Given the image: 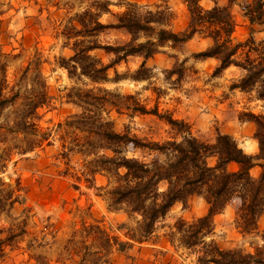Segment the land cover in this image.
<instances>
[{
    "label": "rangeland",
    "instance_id": "1",
    "mask_svg": "<svg viewBox=\"0 0 264 264\" xmlns=\"http://www.w3.org/2000/svg\"><path fill=\"white\" fill-rule=\"evenodd\" d=\"M96 1L110 2V12L100 14V22L105 25L116 24L115 16L128 10L137 13L142 20L158 11H168L174 15L173 21L158 28L179 33L189 22L183 0H0V59L7 62L8 82L14 83L22 77L18 83L23 94L37 88L41 82L46 83L51 102L39 110L38 124L42 132L51 130L53 133L49 139L51 145L46 142L43 149L23 155L14 150L9 160L0 164V179L10 186L7 190L16 189L15 197L22 199L21 203L16 202L13 208L5 209L0 215V228L19 234L7 247L6 257L0 264H38V260L48 264H74L75 260L67 259L65 249L74 233L81 231L84 225L99 224L120 240L128 241L127 230L120 228L121 225L135 228L140 220L137 215L129 216L123 206L109 208L107 192L116 185L111 174L99 171L93 176L85 170L88 161L104 154L114 155L112 152L103 151L99 156L89 158L72 154L69 161L59 158L62 142L57 126L80 112L68 99L74 88L83 91L106 88L123 96H135L147 109L157 108L163 116L186 122L191 134L202 142L214 143L219 134L229 135L247 154L256 155L259 151L256 125L247 120L246 114H262L263 102L255 99V93L231 89L240 75L236 68L215 75L219 67L217 59L195 57L211 45L210 40L199 35L182 45H165L149 59L128 57L111 69L109 77L112 81L107 84H92L87 78H70L68 71L60 67L63 58L73 55L75 39H68L66 31L78 26L74 19ZM251 1L202 0L200 4L204 8L229 7L238 25L234 37L245 40L250 28L242 8ZM263 36L261 32L255 35L257 40ZM95 39L101 45L118 46L129 43L131 36L124 29H108ZM144 41L145 37L141 36L139 42ZM92 55L106 64L114 59L101 50ZM143 64L148 71L143 70L141 75H147L148 79L135 80L134 76ZM178 64L183 65L182 76L168 75L167 71ZM28 66L30 69L24 76ZM118 75L119 80L115 82L113 79ZM10 111L12 109L1 117V123ZM103 117L115 122L117 132L130 131L147 142L163 144L173 138H182L165 120L154 115L134 114L129 110L119 114L114 110L110 115L104 113ZM14 137L9 136L10 142L0 145V154L5 147L17 145L23 138L22 135L17 139ZM123 154L143 161L157 156L156 152L136 149L133 145H129ZM260 171L253 169V176L257 177ZM239 207L240 202L234 200L214 217L213 238L225 248L252 251L264 244V215L258 222V230L244 236L236 224ZM208 212L209 205L198 196L190 198L186 205L177 203L149 240L135 243L125 252L115 250L111 256L112 264H165L171 261L195 264L194 256L175 250L166 234L177 220L192 221Z\"/></svg>",
    "mask_w": 264,
    "mask_h": 264
},
{
    "label": "trees",
    "instance_id": "2",
    "mask_svg": "<svg viewBox=\"0 0 264 264\" xmlns=\"http://www.w3.org/2000/svg\"><path fill=\"white\" fill-rule=\"evenodd\" d=\"M183 1L189 22L182 33L158 28L173 21L174 15L168 11H158L142 20L137 13L128 10L115 16L116 24L105 25L100 22V14L110 12V2L96 1L74 19L78 26L66 31L68 39H75L73 55L63 58L60 67L66 69L72 79L87 78L92 84H107L112 81L109 77L111 69L128 57L149 59L165 45H182L199 35L210 40L211 45L195 57L217 59L219 67L215 75L236 68L240 75L231 89L255 93V99L263 102L262 114H246L247 120L256 125L255 139L259 151L256 155L247 154L229 135L219 134L214 143L202 142L191 134L186 122L163 116L157 108L147 109L132 95L123 96L106 88L72 89L68 99L80 112L57 126L62 142L59 158L69 161L72 154L89 158L99 156L103 151L112 152L114 155L104 154L88 161L85 170L93 176L99 171L111 174L116 185L107 192L109 208L123 206L129 216L140 217L135 228L121 225L120 228L127 230L128 241L120 240L99 224L84 225L81 231L74 233L65 249L67 259L75 260L74 264H112L111 256L115 250L125 252L135 243L149 240L177 203L186 205L194 196L207 202L209 212L192 221L179 219L169 226L166 236L175 250L194 256L195 264H264V244L245 251L225 248L213 238L214 217L234 200L240 202L236 224L244 236L258 230V222L264 215V36L260 40L255 37L257 32L264 34V0H252L242 8L250 28L245 40L234 37L238 25L229 7L204 8L200 4L202 0ZM108 29H124L131 40L118 46L99 44L95 38ZM141 36L146 41L139 42ZM97 50L114 56V59L104 63L92 55ZM6 63L0 59V119L7 111H12L3 123L0 122V145L10 142L9 136L12 135L14 139L20 135L23 138L19 144L2 150L0 164L9 160L14 150L23 155L43 149L46 142L51 145L49 139L53 136L51 130L42 132L38 124L41 119L39 110L51 102L46 83L41 82L37 88L23 94L18 83L23 78L8 82ZM29 69L30 66L25 69L24 76ZM143 70L148 71L144 64L134 76L135 80L148 79L147 75H141ZM183 70V65L178 64L167 74L181 77ZM113 80L117 82L119 75ZM114 110L119 114L129 110L134 114L154 115L165 120L182 138L161 144L139 139L130 131L117 132L115 122L103 117L104 113L110 115ZM129 145L156 152L157 156L150 161L127 157L123 151ZM232 166L236 168L231 169ZM255 168L261 170L257 177L252 174ZM9 188L0 179V215L5 209L13 208L16 202H22L21 197H15L16 189L7 190ZM5 233H8L5 238L0 237V263L6 257L7 247L19 236L14 230L0 228V236ZM38 264L48 262L38 260ZM165 264L184 263L171 261Z\"/></svg>",
    "mask_w": 264,
    "mask_h": 264
}]
</instances>
